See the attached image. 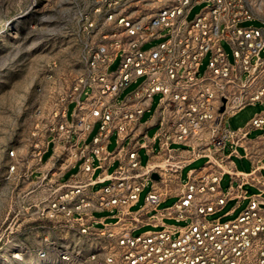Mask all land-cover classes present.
<instances>
[{
    "label": "built area",
    "instance_id": "2783aa9c",
    "mask_svg": "<svg viewBox=\"0 0 264 264\" xmlns=\"http://www.w3.org/2000/svg\"><path fill=\"white\" fill-rule=\"evenodd\" d=\"M195 4L203 8L190 18ZM79 19L83 73L65 95L51 134L76 149L71 156L82 155L83 162L74 182L44 177L42 184H49L51 192L40 203L48 201L50 215L84 236L93 249L82 255L61 246V258L79 264H264L260 195L250 196L235 218L209 219L229 198L246 197L243 183L254 173L239 175L223 149L227 142L240 144L250 128L264 125V109L245 126L232 128L225 122L247 105L264 106V6L256 11L251 0H91ZM154 39L159 42L145 48ZM207 54L210 58L201 72ZM116 59L119 64L111 70ZM138 79L136 88L120 97ZM155 94L156 131L149 137L146 128H138L144 113L152 110ZM70 103H75L72 110ZM97 122L91 144L86 143ZM114 133L116 149L109 151ZM139 135L151 142L127 148L125 138ZM155 140L165 163L143 165L137 149L144 146L153 152ZM181 146L208 160L199 173H189L171 205L160 207L171 195V183L181 180L183 160L171 163L180 157ZM44 148L45 144L36 158ZM95 158L102 167L114 158L119 162L109 183L91 190L97 182L91 176ZM153 172L159 179L152 178ZM225 172L239 183L222 190ZM151 179L145 203L133 210ZM158 182L165 191L158 189ZM148 209L153 213L147 222L161 228L139 232ZM95 211H109L115 220L96 217ZM165 219L185 224H167ZM46 250L41 248L40 255Z\"/></svg>",
    "mask_w": 264,
    "mask_h": 264
},
{
    "label": "rangeland",
    "instance_id": "374dc122",
    "mask_svg": "<svg viewBox=\"0 0 264 264\" xmlns=\"http://www.w3.org/2000/svg\"><path fill=\"white\" fill-rule=\"evenodd\" d=\"M91 0H0V264H79L76 260H64L59 249L69 248L82 255L89 253L93 246L84 236L69 229L63 221L50 215L48 198L49 184H41L39 198L28 184L29 174L36 162V155L42 150L51 129L59 119L60 108L65 95L72 89L83 73V46L80 32V13ZM259 11L264 0H251ZM202 4H195L190 10V18L201 11ZM260 24L248 22L247 24ZM158 39L145 44V48L156 45ZM230 59L232 50L223 41ZM264 55V50L261 51ZM210 55L202 62L201 72L207 66ZM119 64V59L109 66L111 70ZM129 84L120 97L136 88L138 82ZM159 94L153 98L155 107ZM74 104H69L72 110ZM264 109L263 104L247 105L235 116L226 118L228 125L236 127L244 124L255 113ZM146 113L143 119L148 117ZM98 124L95 129H97ZM156 126L148 130L153 136ZM252 131L250 136L257 135ZM116 146V134H112L109 149ZM14 150L15 155H10ZM229 144L226 151H229ZM243 153V148H239ZM142 163L148 156L141 149ZM240 168L247 160L234 157ZM206 158H200L181 169V178L186 180L190 168H199ZM15 165V169L11 166ZM150 184L140 192L133 210L145 203ZM229 185V177L222 180L224 189ZM176 200L170 196L161 207L171 205ZM231 204L226 207L230 208ZM42 208L45 211H42ZM109 211H95V216H107ZM222 212L210 215L209 219ZM107 221H114L112 216ZM167 224L182 226L185 221L166 219ZM161 228V227H160ZM157 229L145 225L143 232ZM46 248L45 256L40 249Z\"/></svg>",
    "mask_w": 264,
    "mask_h": 264
},
{
    "label": "crops",
    "instance_id": "0c3cea01",
    "mask_svg": "<svg viewBox=\"0 0 264 264\" xmlns=\"http://www.w3.org/2000/svg\"><path fill=\"white\" fill-rule=\"evenodd\" d=\"M73 104L75 106V103ZM153 109L154 107L152 108L151 111H147L144 113V115L146 113H149V115L146 119H143L144 117L143 115L141 119V124L138 128L139 131L143 127L149 130L150 128L156 126L157 118L153 115ZM236 114L230 115V116H235ZM253 116L249 120H247L244 124H239L236 127H232L228 125L226 122V119H225V122L228 126L232 128H238V127L245 126L253 118ZM69 117L72 118V115L69 114ZM97 124L99 126L98 122L95 123V126L92 129V131L88 133L86 137V143L91 144L92 139L98 130V127L97 129H95ZM254 130L258 132L257 135L250 136V134ZM74 139H75V135L72 136V141H74ZM110 140H111V137H110ZM143 141L151 142V139L146 140L142 135H139L134 140H132L131 137L125 138L124 143L127 148H130L133 143L135 142L142 143ZM83 144H84L83 141L79 143L80 146H83ZM108 144H107V149L109 151H114L116 149V146L114 149H109ZM228 144H229L230 150L226 151ZM67 146L68 145L66 142L62 141L61 139H57L55 137V133H52L47 137L45 148L41 156L36 158L35 166L33 167V169L31 170L29 174L30 178H28V184L32 187V192L37 191L38 198L40 194L39 188L41 187L42 179L44 177L50 180H58L60 182H74V179L76 178V174L81 171L83 156L79 155L76 157H72L71 155L73 152L76 151V149L67 148ZM174 146H178V145H174ZM158 147H159V142L158 140H155L154 143H152L153 152L148 151V149L144 146H141L137 149L141 163H142L141 149H144L145 154L148 156L147 163L146 164L142 163L143 165L165 163V155L158 153ZM181 147L183 148V150L180 153V157L175 158L174 160H172L171 163L175 164L177 160L182 159L183 167H185L186 165L192 163L193 161L197 159L206 158L205 163L202 164L201 167L189 169V172L187 174V178H188V175L191 171H195L199 173L205 166L208 159L206 156H193L186 146H181ZM240 147L243 148V153L239 151ZM89 151L92 152L91 150ZM223 152L224 154L229 156L230 158L229 164L234 168V170L239 175L252 173L253 171L254 173L249 179L247 178V180L243 183V189L246 191V197L241 198V199H238L236 197L229 198L227 202L225 203V205L222 207V209L216 212V213L222 212V214L218 217L221 218L222 220L237 217L240 214V212L247 206V204L249 203L250 196L252 195H260V200H261L260 204L264 208V125L259 128H250L248 130L246 137L243 138L240 144L236 146H233L230 142H227L225 148L223 149ZM234 157H238L239 159L242 160V162H244L243 159H245L247 160L248 163H244L245 167L240 168L237 162L235 161ZM118 162H119V159L114 158L110 160L109 162H107L102 167V166H99V161L97 158H95L94 165L96 166V168L91 173V176L97 182L96 184L91 185L89 188L91 190H96L106 185L107 183H109L110 175L111 173H113ZM226 176L229 177V185L227 186L226 189H224L222 187V180ZM82 179H85V177L83 176ZM186 180L183 181L181 178L180 182H175V181L172 182L170 186V191H171L170 196H175L177 199L180 189ZM238 183H239V178L237 177L233 178L229 172H225L222 175L220 185H221L222 190H227L231 184L236 185ZM156 186L158 187L160 191H165L166 189L162 182H158ZM230 204H231L230 208L226 209V207ZM152 213H153V210L148 209L145 211L144 217L142 218L143 223L140 224V228L145 225H152L156 228L161 227V226H156L150 222H147V217L151 215ZM149 230H152V229H149Z\"/></svg>",
    "mask_w": 264,
    "mask_h": 264
},
{
    "label": "water",
    "instance_id": "95a60500",
    "mask_svg": "<svg viewBox=\"0 0 264 264\" xmlns=\"http://www.w3.org/2000/svg\"><path fill=\"white\" fill-rule=\"evenodd\" d=\"M224 108H225V106L223 105V106H221V109H220V110H221V111H224ZM159 177H160V176H159V174H158L157 172H153V173H152V178H153V179H159Z\"/></svg>",
    "mask_w": 264,
    "mask_h": 264
}]
</instances>
